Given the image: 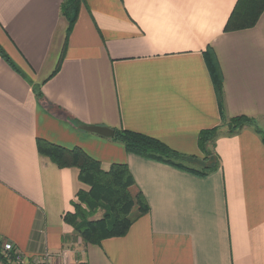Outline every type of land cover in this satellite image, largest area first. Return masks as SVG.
I'll use <instances>...</instances> for the list:
<instances>
[{"label":"crops","instance_id":"0c3cea01","mask_svg":"<svg viewBox=\"0 0 264 264\" xmlns=\"http://www.w3.org/2000/svg\"><path fill=\"white\" fill-rule=\"evenodd\" d=\"M64 1L0 0V45L17 68L0 55V240L28 262L264 264V11L226 31L238 0H83L69 30ZM241 115L256 126L223 132L204 159L200 132ZM87 126L148 134L219 167L197 175ZM38 139L80 147L105 170L127 163L149 212L124 236L84 243L64 215L89 187Z\"/></svg>","mask_w":264,"mask_h":264},{"label":"trees","instance_id":"16d2710c","mask_svg":"<svg viewBox=\"0 0 264 264\" xmlns=\"http://www.w3.org/2000/svg\"><path fill=\"white\" fill-rule=\"evenodd\" d=\"M82 3L83 0H65L62 4V13L70 24L69 30L72 29L78 18ZM263 11L264 0H238L226 23L225 30L233 31L251 27L256 24ZM0 55L12 67L16 68L13 60L1 45ZM206 58L212 71L218 101L222 107L223 76L212 50L208 51ZM60 67L61 60L54 73ZM36 88V95L42 99L40 88ZM225 123H227L225 132L227 135H233L246 126H256L253 118L241 115L229 119L225 117L222 124L202 130L199 134V144L205 154L204 159L207 160L213 156V146L223 133L222 128ZM113 138L122 142L128 152L197 175H207L219 167V161L216 162V160L212 164L203 165L200 168L189 166L184 162L187 159L185 155L160 139L141 132L129 129L115 130ZM37 147L40 154L47 156L60 168H78L79 180L89 187L88 190L78 191L76 200L72 202L74 211L64 215V221L74 228L84 243L99 244L106 238L124 236L137 218L149 212L150 206L146 197L141 190L134 189L136 181L127 163H114L108 170H105L98 159L80 147L71 149L46 139H38ZM99 213H101V217L95 218ZM2 244L3 241L0 240V256L2 255Z\"/></svg>","mask_w":264,"mask_h":264},{"label":"rangeland","instance_id":"374dc122","mask_svg":"<svg viewBox=\"0 0 264 264\" xmlns=\"http://www.w3.org/2000/svg\"><path fill=\"white\" fill-rule=\"evenodd\" d=\"M111 129V128H110ZM227 131V123H225V125L223 126V128H222V132H226ZM215 157H213V159H214ZM177 161H178V159H177ZM192 161V160H191ZM190 161V159H186V160H184V162L187 164V165H189V166H193V167H198V168H200V166L197 164V163H195V162H191ZM135 211H136V208L133 210V212L135 213ZM97 217H101V214H98V215H96L95 216V218H97ZM134 223V222H133ZM75 231V230H74ZM6 243H8V242H6ZM6 243H3L2 244V248H1V254L3 255H1L0 256V264H12V263H14V261H16V254L14 253V252H10V253H8V254H5V245H7ZM18 251V250H17ZM56 255V254H55ZM42 257H44V255H41L40 257H38V261H40V259H42ZM22 258L25 260V258H24V256H22ZM52 259H55V257L53 256V254H52ZM34 261H37V259L36 260H34ZM67 264H70L69 262H66ZM56 264V263H55ZM64 264V263H63Z\"/></svg>","mask_w":264,"mask_h":264},{"label":"built area","instance_id":"2783aa9c","mask_svg":"<svg viewBox=\"0 0 264 264\" xmlns=\"http://www.w3.org/2000/svg\"><path fill=\"white\" fill-rule=\"evenodd\" d=\"M7 245H5V254H8L10 252H14L16 254V261H14V263L12 264H55L54 259H52V254L51 253H47L46 255H44V257H42V259H40V261H32V262H28L27 260H24L22 258V254L17 251V249L14 247V245L10 242L6 243ZM53 256L55 257V254H53Z\"/></svg>","mask_w":264,"mask_h":264},{"label":"water","instance_id":"95a60500","mask_svg":"<svg viewBox=\"0 0 264 264\" xmlns=\"http://www.w3.org/2000/svg\"><path fill=\"white\" fill-rule=\"evenodd\" d=\"M85 129L91 132L99 133L106 137H113L115 135L114 129H110L103 126H87L85 127Z\"/></svg>","mask_w":264,"mask_h":264}]
</instances>
